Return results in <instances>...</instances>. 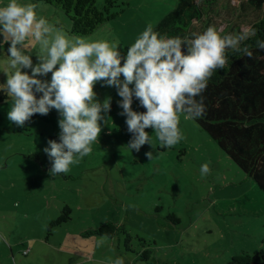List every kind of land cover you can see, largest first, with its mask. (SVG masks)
I'll return each mask as SVG.
<instances>
[{"label": "rangeland", "instance_id": "1", "mask_svg": "<svg viewBox=\"0 0 264 264\" xmlns=\"http://www.w3.org/2000/svg\"><path fill=\"white\" fill-rule=\"evenodd\" d=\"M182 0H116L118 15L91 40L129 47L147 25L155 28ZM217 5L213 22L219 31L238 25L250 28L257 12L240 9L246 0ZM9 0H0V7ZM43 16L70 36V21L59 9L34 0ZM101 6L104 0H96ZM197 2V1H196ZM234 8L235 11H231ZM215 9V7H214ZM241 11V12H240ZM240 12V13H239ZM194 28L200 29L199 23ZM200 31V30H199ZM6 34L0 32V83L7 72ZM25 54L39 55L29 37ZM50 76V74H49ZM122 79V77H121ZM102 83V82H101ZM103 102L111 97L102 132L92 152L53 175L43 152L58 135L56 110L31 117L24 127L7 119L11 97L0 103V264H229L231 256L253 254L264 237V193L230 160L193 120L179 114L183 139L164 148L149 129L150 145L137 153L128 149L125 117L118 115L120 99L114 88L94 87ZM133 110L140 111L133 103ZM151 151L148 160L144 153ZM210 171L201 175V165ZM68 208V220L54 224ZM106 222L123 226L100 243L101 235L86 233ZM144 242V243H143ZM149 250L150 260H140Z\"/></svg>", "mask_w": 264, "mask_h": 264}, {"label": "clouds", "instance_id": "2", "mask_svg": "<svg viewBox=\"0 0 264 264\" xmlns=\"http://www.w3.org/2000/svg\"><path fill=\"white\" fill-rule=\"evenodd\" d=\"M36 8L34 3L20 4L18 0L0 7V32L9 41L8 70L0 91L11 97L7 119L17 127H24L36 114L58 113L59 142L47 140L43 148L53 175L68 172L70 165L88 156L102 132L111 97L103 102L97 98L94 87L98 83L114 88L120 98L118 115L125 117L131 133L128 149L138 153L143 145H150L146 129L155 133L164 148H171L183 139L179 114L188 119L204 114L201 94L213 73L228 63L225 50L252 56L248 46L241 47L249 33L255 35L250 28L222 37L209 26L202 33L182 38L161 35L149 24L121 51L117 43L106 39L70 36L38 16ZM29 37L39 46L35 63L23 51ZM256 47L264 50V40H257ZM134 99L143 112L133 110ZM144 155L153 158L151 151ZM209 171L207 163L201 165V175ZM106 238L102 236L100 243ZM113 264H124L123 258L117 257Z\"/></svg>", "mask_w": 264, "mask_h": 264}, {"label": "trees", "instance_id": "3", "mask_svg": "<svg viewBox=\"0 0 264 264\" xmlns=\"http://www.w3.org/2000/svg\"><path fill=\"white\" fill-rule=\"evenodd\" d=\"M34 1L62 11L70 21L69 33L73 36H89L118 15V12H113L118 7L116 0H104L101 6L96 0ZM220 1L182 0L177 9L171 11L153 29L161 35L182 38H190L192 33H202L209 26H214L222 37L241 33L238 25L219 31L214 24V17L210 15H218L216 8ZM224 4L228 8L230 0H225ZM247 9L259 13L258 18L250 24L255 35L249 33L248 38L241 43V47H249L252 56L249 58L232 49L225 50L228 63L223 69H217L208 80L207 87L201 94L205 112L193 120L264 193V50L256 47L257 40H264V0H246L240 10L246 12ZM231 11L235 9L232 8ZM194 23H199L201 28H194ZM5 99L6 93L0 91V103ZM133 103L140 112L144 111L139 107L138 101L134 99ZM128 134L131 137V133ZM51 138L59 142L58 135ZM68 212V208H64L61 217L53 223L60 224L68 220ZM119 232L126 235V249L131 250L129 242L132 237L123 226H117L113 222L103 223L86 234L111 238ZM150 253L149 250H144L140 260L149 261ZM229 264H264V237L257 252L250 254L244 251L231 256Z\"/></svg>", "mask_w": 264, "mask_h": 264}]
</instances>
